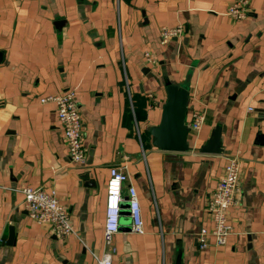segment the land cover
I'll list each match as a JSON object with an SVG mask.
<instances>
[{
    "label": "crops",
    "instance_id": "0c3cea01",
    "mask_svg": "<svg viewBox=\"0 0 264 264\" xmlns=\"http://www.w3.org/2000/svg\"><path fill=\"white\" fill-rule=\"evenodd\" d=\"M232 1L0 0V264H98L115 165L127 167L123 195L135 188L144 233L124 201L112 264H177L180 252V264H264V0H248L242 21L226 14ZM178 25L183 34L161 45V26ZM188 77V122L197 108L206 123L188 151L160 150L150 128L163 80ZM67 87L81 107L84 167L68 158L54 103L40 101ZM218 126L221 152H203ZM232 154L242 158L234 233L201 250L206 202ZM23 187L56 190L75 234L30 218Z\"/></svg>",
    "mask_w": 264,
    "mask_h": 264
},
{
    "label": "built area",
    "instance_id": "2783aa9c",
    "mask_svg": "<svg viewBox=\"0 0 264 264\" xmlns=\"http://www.w3.org/2000/svg\"><path fill=\"white\" fill-rule=\"evenodd\" d=\"M118 2L120 0H117ZM251 6L248 0H234L228 7L227 15L237 21L249 17ZM183 34V27L161 26L159 42L166 45L173 38ZM146 61L157 63L156 57L149 52L144 54ZM196 98V97H195ZM199 103H204L203 98H196ZM42 103L53 102L56 108L58 121L63 130V140L70 162L78 167L86 164V148L83 143V120L77 93L73 88L67 87L59 94L42 97ZM253 110V108H249ZM207 120L206 111L192 109L191 120L188 122L189 135L198 137ZM195 145V141H193ZM242 158L240 154L226 156L223 175L219 178L215 190L206 202V210L211 220V228H201L197 232L198 247L201 250L208 248L209 238H215L217 246L225 245L234 233V228L229 220L228 211L238 204V194L241 193ZM129 179L126 166L115 165L110 169L107 182V207L104 224L105 252L98 264H112V244L116 234L120 231L123 212V202L127 201L132 220V231L144 233V222L138 195L134 187L127 189V198L123 195L124 183ZM24 196L23 203L30 218L51 227L52 232L62 238L75 234V229L68 209L61 203L56 190L23 187L17 189ZM126 209V208H125Z\"/></svg>",
    "mask_w": 264,
    "mask_h": 264
},
{
    "label": "water",
    "instance_id": "95a60500",
    "mask_svg": "<svg viewBox=\"0 0 264 264\" xmlns=\"http://www.w3.org/2000/svg\"><path fill=\"white\" fill-rule=\"evenodd\" d=\"M61 22V21H60ZM62 24V22L60 23ZM166 101L162 106L160 123L150 128L153 138V145L164 151L186 152L190 149L189 126L187 119L190 77L183 83L164 79ZM222 129L216 127L211 138L201 150L207 153H219L222 150L221 144ZM129 205V204H128ZM14 227L10 228L8 243L14 238ZM181 252L177 264H180Z\"/></svg>",
    "mask_w": 264,
    "mask_h": 264
}]
</instances>
